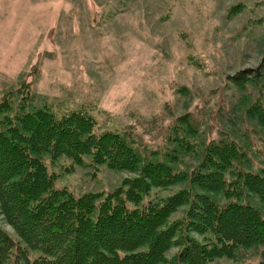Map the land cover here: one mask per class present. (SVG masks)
<instances>
[{
  "label": "rangeland",
  "instance_id": "obj_1",
  "mask_svg": "<svg viewBox=\"0 0 264 264\" xmlns=\"http://www.w3.org/2000/svg\"><path fill=\"white\" fill-rule=\"evenodd\" d=\"M259 67L260 81L240 87L231 79ZM21 87L34 106L81 110L94 118L96 132L128 134L142 158L177 156L181 171L220 138L238 142L253 169L263 167L264 128L245 111L255 100L264 104V0H0V101ZM181 139L188 150H178ZM45 163L56 186L75 195L112 191L138 173L94 167L88 155ZM185 186L153 188L150 196ZM251 202L264 214L255 196ZM0 227L18 239L1 214ZM178 250L171 247L167 256ZM262 258L258 244L212 264Z\"/></svg>",
  "mask_w": 264,
  "mask_h": 264
},
{
  "label": "trees",
  "instance_id": "obj_2",
  "mask_svg": "<svg viewBox=\"0 0 264 264\" xmlns=\"http://www.w3.org/2000/svg\"><path fill=\"white\" fill-rule=\"evenodd\" d=\"M245 72L232 76L236 85L263 76L261 67ZM31 100L21 87L0 101V214L18 236L0 227V264H212L240 248L264 246V214L251 202L255 196L264 205V166L253 169L234 139L209 140L197 163L181 171L177 156L142 158L128 134L96 132L84 111L57 113ZM245 113L264 128L260 100ZM182 139L178 150H188ZM62 155L76 162L88 155L94 167L138 173L112 191L75 195L56 186L45 163ZM181 182L186 186L170 195L150 196L153 188ZM173 246L179 250L168 257Z\"/></svg>",
  "mask_w": 264,
  "mask_h": 264
}]
</instances>
